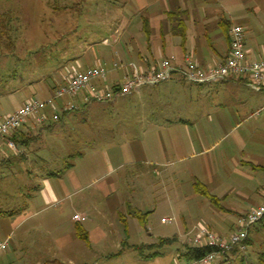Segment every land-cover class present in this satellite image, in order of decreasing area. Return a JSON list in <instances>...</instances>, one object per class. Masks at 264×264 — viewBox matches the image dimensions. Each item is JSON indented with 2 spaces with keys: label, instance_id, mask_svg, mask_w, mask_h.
I'll list each match as a JSON object with an SVG mask.
<instances>
[{
  "label": "rangeland",
  "instance_id": "obj_1",
  "mask_svg": "<svg viewBox=\"0 0 264 264\" xmlns=\"http://www.w3.org/2000/svg\"><path fill=\"white\" fill-rule=\"evenodd\" d=\"M241 1L246 14L235 21L252 26L255 20L264 36V0ZM157 4V0H0V20L10 21V30L5 29L13 41L8 48L7 35L0 39V114L16 111L27 99L50 97L71 62L85 69L103 59L111 70L119 58L116 50L124 43L120 40L145 36L160 13ZM239 10L233 8V14ZM123 23H128L125 30ZM3 29L0 22V33ZM202 47H197L198 53L210 54L211 48ZM122 70L110 72L108 83ZM213 85L200 88L175 78L152 91L144 87L92 103L97 106L94 111L66 118L56 130L44 131L38 143L17 144L25 159L13 156L7 163L0 156V244L8 242L7 249L0 250V264L20 242V222L31 212L28 194L38 175L66 165L70 161L66 152L86 153L94 147L96 163L85 166L91 172L86 182L92 184L82 192L93 195L101 187L107 189L105 198L93 200L98 212L108 202L106 220L92 210L106 237L98 245L101 230L92 227L94 252L70 256L71 263L175 264L187 246V234L198 223L221 237L236 232L240 215L262 202L257 191L264 184V170L257 165L264 160V112L247 121L245 113L233 117L232 88ZM257 104L255 100L251 109ZM43 152L55 156L57 164L42 162ZM107 153L118 160V170L109 171ZM62 211L63 219L73 215L71 208ZM136 211L145 216L143 223L132 216ZM251 238L245 254L255 262L264 234L252 232ZM161 239L172 243L159 246ZM226 262L232 264L231 251Z\"/></svg>",
  "mask_w": 264,
  "mask_h": 264
},
{
  "label": "crops",
  "instance_id": "obj_2",
  "mask_svg": "<svg viewBox=\"0 0 264 264\" xmlns=\"http://www.w3.org/2000/svg\"><path fill=\"white\" fill-rule=\"evenodd\" d=\"M157 1L156 11H160V13L158 12V16H155V21L151 20L153 25L148 26L145 36L135 37L133 35L129 40H120V43H124L121 45L120 50H116V55L119 58L113 64L118 62H135L138 64L148 62L152 64L162 58L171 57L178 62H183L186 56L192 57L202 66L219 64L228 54L229 40L227 32L233 25L245 28V49L249 60L264 58V39H262L264 36H262V31L257 27V24H255V20L252 22V26L237 24L235 21L237 16L240 17L246 14L243 13L244 10L246 11V5L243 1ZM233 8L241 10H239V13L233 14ZM127 25L123 23L121 30H125ZM183 29L186 41H182L180 35ZM249 32L251 37L248 36ZM258 36H260V39L257 41ZM103 41L107 40L104 39ZM197 47H209L211 52L208 55H202L201 51L197 52ZM101 61L105 62L103 59ZM89 66L91 65H86L85 67ZM122 72V75H117L111 79V83L122 80L125 76V71L122 70ZM215 85L222 86L224 89L232 88L233 117L241 116L242 113H245L243 121H247L264 112V98H261V95H264V88L261 91H253L249 88L250 86L248 87L246 81L240 78H230ZM195 86L203 88L209 85ZM210 86L214 85L211 84ZM156 87H149L148 89L152 91ZM255 100H258L259 104H257V109L253 110L251 106ZM92 103L81 105L75 112L65 115L63 120L68 117H74L76 113L88 110L94 111L97 106ZM82 107L84 108L83 110ZM247 111L250 113H247ZM58 125L60 124H57L54 128L55 130ZM48 126H37L34 123H29L21 131L30 136L41 134V137ZM33 130L36 132H32ZM64 151L66 152V148ZM43 153V157L39 158L42 162L48 165L56 162L55 159L57 158L55 156L51 157L52 155L48 152ZM93 153H95V147L94 149H88L86 153L78 152L72 154L68 151L66 154H68L67 157L70 161L66 165H62L63 167L58 166L56 168L59 169H55L56 171L63 170L59 176H48V173L38 175V181L35 183L38 189L30 193L31 195L28 194L27 211L31 210V212L20 222L22 230L19 236L20 242L19 244H13L12 252L5 256L4 264H64V262L74 264L69 261L71 259L70 256L91 255L94 252L95 244H102L106 234L99 226L101 224L100 221L93 218L92 210L95 208L93 200L97 197L105 198L103 191L107 192V189L101 187V189H97V194L93 195L91 192H88V194L82 192L92 184L86 182L91 172L85 166H93L96 163ZM0 156L3 159H12L11 157H13H4L2 154ZM104 158L109 171H115L120 168L118 160L114 161V158L109 153L105 154ZM260 164L257 167L264 170V160ZM260 187L257 192L262 200L260 205H262L264 204V184ZM257 206H253L251 209ZM64 208L73 210V215L69 220L67 218L63 219L62 210ZM108 208V202L105 201L102 208L103 211L99 210L98 212L96 208L94 209L100 220H106ZM51 209L54 211L53 214L42 215V212L44 213ZM249 211L247 210V212ZM76 215L80 216L79 221L73 220ZM36 217L37 220L34 221L33 219ZM65 225H67V228L64 227ZM92 227L96 230H101L100 240L95 244L92 242ZM208 228L210 229V227Z\"/></svg>",
  "mask_w": 264,
  "mask_h": 264
},
{
  "label": "built area",
  "instance_id": "obj_3",
  "mask_svg": "<svg viewBox=\"0 0 264 264\" xmlns=\"http://www.w3.org/2000/svg\"><path fill=\"white\" fill-rule=\"evenodd\" d=\"M245 28L233 25L229 30V49L226 58L219 64L202 66L190 56L183 62L175 58H162L152 64L144 62H118L111 70L106 63L96 60L94 64L81 69L79 62H71L65 68L60 82L56 83L54 91L46 99L30 98L14 112L0 114V154L4 157L18 156L20 151L13 137L29 123L37 126L48 122H57L65 112H73L80 108L74 102L81 104L92 102H106L118 96L128 95L143 87H154L179 79L191 85H211L230 78H240L256 91L264 88V58L249 60L245 49ZM125 71L122 80L108 83L110 71ZM264 217V204L250 209L238 219V230L229 237H221L212 232L202 223H198L191 234H187V244L192 247H208L214 251L206 257L186 263L179 262V255L175 257V264H217L223 255L238 246L246 250L244 244L250 226L258 223ZM73 220H80L76 215ZM164 224L171 223L170 219H162ZM8 242L0 244V250L7 249ZM224 264H229L225 262Z\"/></svg>",
  "mask_w": 264,
  "mask_h": 264
},
{
  "label": "trees",
  "instance_id": "obj_4",
  "mask_svg": "<svg viewBox=\"0 0 264 264\" xmlns=\"http://www.w3.org/2000/svg\"><path fill=\"white\" fill-rule=\"evenodd\" d=\"M0 22L2 23V28H4L2 31V33H0V39L3 37V36H6V39H8V43H6L7 47L9 48L10 46L13 45V41H12V34H11V31L9 33L8 30L5 29V27H7L9 30H10V21L7 20L6 17H3ZM230 30V28H229ZM229 30L227 32V36H228V40H229ZM181 34V38H182V41H185V31L183 29L182 32H180ZM183 43V42H182ZM54 89V87H53ZM75 112V111H73ZM73 112H64L60 119L57 121V122H48L47 124H44V125H41V126H45V125H49L46 129V130H49L50 132L53 130L54 131V128L57 126V124H60L62 121H63V117L69 113H73ZM39 135V134H38ZM30 136L28 134H26L25 132H22L21 130L16 133L13 137V140L15 141L16 144H18V146L20 147H28L30 146L32 143H38L41 139L40 135L39 136ZM14 157H20L21 159H25L26 158V155L25 153H21L20 155L18 156H14ZM7 163L10 162V159H6ZM5 161V162H6ZM66 169V168H65ZM63 170H59V171H50L48 172V176H59V174L62 172ZM32 192L33 191H36L38 189V187L35 186H32L30 187ZM31 192V193H32ZM30 194V193H29ZM31 195V194H30ZM212 199V202L213 203H218V199L216 197H211ZM132 216L136 219H138L141 223L144 222V215H142V213L140 211H136L132 214ZM252 232H254V234H258V233H263L264 234V217L256 224L250 226V228L248 229V235H247V238L244 242V244L246 245V250H248V248L253 244L251 241L252 238H251V234ZM172 243V240L170 239H161L159 241V246L161 245H167V244H170ZM263 249L260 253H258L256 255V261L255 262H249V257L251 258V255L248 254L246 255L245 254V251H242L238 246H235L233 249H232V264H264V246H262ZM212 251H214L212 248H208V247H203V248H198V247H192L190 245L187 244V246H185L184 248V251H182L180 254H179V262L180 263H186V262H192V261H196V260H200L204 257H206L209 253H211ZM226 257H227V254H224L223 255V259L220 261L219 264H224L226 262Z\"/></svg>",
  "mask_w": 264,
  "mask_h": 264
}]
</instances>
